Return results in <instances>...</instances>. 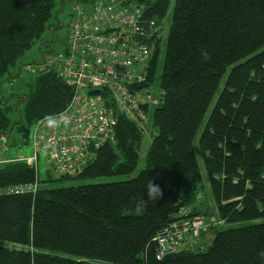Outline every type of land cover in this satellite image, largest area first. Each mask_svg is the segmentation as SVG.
<instances>
[{
  "label": "trees",
  "instance_id": "trees-1",
  "mask_svg": "<svg viewBox=\"0 0 264 264\" xmlns=\"http://www.w3.org/2000/svg\"><path fill=\"white\" fill-rule=\"evenodd\" d=\"M78 1L88 7L96 0ZM134 1L159 24L172 2ZM55 2L0 0V85L12 79L17 63L23 69L35 45L49 43L43 36L56 30ZM160 42L147 85L157 81L163 95L151 115L154 136L144 169L97 183L129 177L137 168L141 132L123 117L114 144L100 149L80 176L59 179L83 181L79 186L40 189L25 163L0 168V264H264V0H173ZM44 64L39 73L24 67L35 74L17 98L18 121L7 116L13 107L0 106V136L14 128L26 144L38 120L70 103L72 90L44 73ZM150 180L162 197L138 209ZM37 182L35 193L5 192ZM205 183L223 226L208 231L213 239L202 249L186 244L188 250L158 260L154 239L185 200L191 215L206 214L195 202Z\"/></svg>",
  "mask_w": 264,
  "mask_h": 264
},
{
  "label": "built area",
  "instance_id": "built-area-1",
  "mask_svg": "<svg viewBox=\"0 0 264 264\" xmlns=\"http://www.w3.org/2000/svg\"><path fill=\"white\" fill-rule=\"evenodd\" d=\"M147 13L131 0H96L91 6L76 8L77 18L69 26L65 49L44 59V73L53 72L72 90L71 101L61 113L34 124L31 156L0 159V168L22 162L30 166L41 154L57 174L76 178L100 149L114 143L119 117L143 131L149 109L163 95L160 91L154 98L147 86L154 43L161 34ZM79 87H83L82 96ZM6 152L7 143L0 136V155ZM37 187L34 183L5 192L35 193ZM222 225L223 221L191 216L181 209L154 239L156 258L177 253L186 235L199 239L210 228Z\"/></svg>",
  "mask_w": 264,
  "mask_h": 264
},
{
  "label": "rangeland",
  "instance_id": "rangeland-1",
  "mask_svg": "<svg viewBox=\"0 0 264 264\" xmlns=\"http://www.w3.org/2000/svg\"><path fill=\"white\" fill-rule=\"evenodd\" d=\"M172 3L173 0L171 2L169 11L164 21L159 25V31L161 33L160 39H162L163 41H165L168 34ZM76 6L82 8L83 5L78 0H56L54 15H53L54 17L52 22V25L55 26L56 30L53 34L47 33V31L45 32V35L43 36V42L46 41L49 43H45L44 45L42 44L35 45L30 50V52L26 54L25 58H23V60L21 61V63L24 64V67L30 68L28 66H31L33 67L34 71L39 73L41 70V65L44 63L42 59L45 54H46L45 56L48 57L47 53H49L51 50H53L54 52H59L65 49V46L67 45V37H68V24L70 22L71 16L74 13V8ZM162 59H163V55L160 56V60H159L160 63L162 62ZM19 66L20 63H17L16 67L13 70H11L12 79L7 80L5 83L0 85V106H3L5 102V104L7 103L10 107H13V110L7 115L12 123H15L20 119L22 106L21 104L17 103V98L20 97L22 98L27 94L28 89L26 87V84L29 81V78L33 77V75L35 74V73H27L24 70V67L23 69L20 70ZM150 89L152 91L153 97L158 98L160 94V90L158 88L157 81H155L154 85H151ZM82 92H83V87H79L78 95L82 96ZM153 110L154 107L151 108V112H150L151 115L153 113ZM150 120H151V116H150ZM150 120L148 121L147 125L143 126V131L139 129L141 132L142 140L138 148V153H139L138 165L133 175L129 177H124L123 179H119V178L103 179L97 183H108L118 180H126V178H132L136 176L141 170L144 169L145 156L154 136V130L152 128ZM32 133H33V127H31L30 129L29 139H31ZM3 137L5 143H7V152L0 155V159L10 160L12 158L18 157L19 155L29 157L33 154V150L30 148L29 143L27 142L25 144L23 142L24 140L23 134L18 132L16 129L13 128L10 131L9 136H3ZM114 143H115V139H114ZM40 155L41 154H38L39 157L38 181H39L40 189H59V188L75 187L83 184V181L77 179L59 180L60 178H63L65 176H61L52 169H50L49 163L43 157H40ZM66 178H71V177H66ZM203 190L204 192L195 194L196 204L200 205L201 208H204L206 210V214L205 215L202 214L200 216H203L206 219L212 218L221 221L219 220L218 216L213 210L212 207L213 204L206 197V195L208 196V185H206V183ZM186 203L187 200H185V206L183 207V209L189 213L190 208L193 206L187 205ZM191 216H197V214ZM208 243L209 241L206 240L202 241L201 238L198 239L197 237L188 234L184 237L181 246L177 251L180 252V251L188 250V249H182L183 246L186 244H191L192 246H194V248L199 247L200 249H202V247L208 245ZM191 245H187V247L192 248Z\"/></svg>",
  "mask_w": 264,
  "mask_h": 264
},
{
  "label": "clouds",
  "instance_id": "clouds-1",
  "mask_svg": "<svg viewBox=\"0 0 264 264\" xmlns=\"http://www.w3.org/2000/svg\"><path fill=\"white\" fill-rule=\"evenodd\" d=\"M202 58L204 60L208 59V53L203 52L202 53ZM162 197V190L160 189L159 185L154 184L153 180H150L146 185H145V190L143 193V196L137 201L136 206L138 209H142L145 207L146 203L148 201H153V200H160ZM261 256H264V253L260 254Z\"/></svg>",
  "mask_w": 264,
  "mask_h": 264
},
{
  "label": "bare ground",
  "instance_id": "bare-ground-1",
  "mask_svg": "<svg viewBox=\"0 0 264 264\" xmlns=\"http://www.w3.org/2000/svg\"><path fill=\"white\" fill-rule=\"evenodd\" d=\"M131 1H133L134 3H136L134 0H131ZM148 1H151V0H148ZM136 4H138V3H136ZM138 5H140V4H138ZM140 6H142V5H140ZM144 8H145V7H144ZM145 10H146V9H145ZM159 41L162 42V39L159 38L158 40H156V42L154 43L153 51H154V48H155L156 43L159 42ZM161 42H160V44H161ZM44 65H45V64H44ZM44 65H43V66H44ZM43 69L45 70L44 67H43ZM137 89H140V90H146L144 87H141V86H138ZM150 94H151V92H150ZM31 140H32V137H31V139H29V141H28L29 144L31 143ZM40 157H43V158L48 162V160H47L43 155H40ZM38 160H39V157H38V155H36V156H35V161H34V163H33L32 165L28 166V167L34 169V171H35V173H36L37 176H38ZM48 163H49V162H48ZM138 169H139V168H138Z\"/></svg>",
  "mask_w": 264,
  "mask_h": 264
},
{
  "label": "crops",
  "instance_id": "crops-1",
  "mask_svg": "<svg viewBox=\"0 0 264 264\" xmlns=\"http://www.w3.org/2000/svg\"><path fill=\"white\" fill-rule=\"evenodd\" d=\"M212 239H213V236H212L211 233H210V234L208 233L207 235L201 237V240H202V241L207 240V241L211 242ZM187 245H191V244H187ZM191 246H192V245H191ZM192 248H193V246H192Z\"/></svg>",
  "mask_w": 264,
  "mask_h": 264
}]
</instances>
